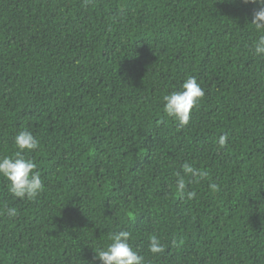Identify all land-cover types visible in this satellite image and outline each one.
<instances>
[{
    "label": "trees",
    "instance_id": "obj_1",
    "mask_svg": "<svg viewBox=\"0 0 264 264\" xmlns=\"http://www.w3.org/2000/svg\"><path fill=\"white\" fill-rule=\"evenodd\" d=\"M242 0H0V156L24 153L44 189L0 178V264H101L126 230L145 264H264V56ZM194 76L180 126L163 96ZM227 136L218 146V138ZM184 163L206 170L185 177ZM215 183L213 192L209 185ZM194 191L195 197L187 198ZM156 235L165 251H148Z\"/></svg>",
    "mask_w": 264,
    "mask_h": 264
},
{
    "label": "clouds",
    "instance_id": "obj_2",
    "mask_svg": "<svg viewBox=\"0 0 264 264\" xmlns=\"http://www.w3.org/2000/svg\"><path fill=\"white\" fill-rule=\"evenodd\" d=\"M243 3L254 4L256 7L252 13L251 25L257 32L264 33V0H242ZM253 54L264 56V35H260L252 46ZM204 96V91L198 84L196 77L189 76L181 84L179 90H174L163 96V112L180 126L188 124L190 112ZM227 136L218 138V146L226 144ZM13 144L17 151L11 156H0V178L7 181L8 191L18 199L35 200L43 191L44 183L41 179L37 164L32 159L25 158L24 153L39 148L40 141L27 129L18 132L13 138ZM182 172L176 173L175 187L179 195H184L186 190L185 177L204 179L208 176L206 170L194 168L189 163H184ZM211 191L218 190V185H209ZM194 191L187 192V198H194ZM15 217L17 209L6 207L0 211V215ZM131 233L119 230L109 233L110 243L106 247L95 252L93 261L98 259L101 264H145V257L134 251L129 243ZM148 251L153 255H159L165 251L164 245L156 235L149 237Z\"/></svg>",
    "mask_w": 264,
    "mask_h": 264
}]
</instances>
